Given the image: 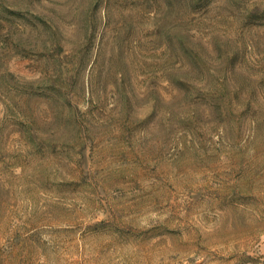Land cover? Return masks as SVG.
Listing matches in <instances>:
<instances>
[{"label": "rangeland", "instance_id": "obj_1", "mask_svg": "<svg viewBox=\"0 0 264 264\" xmlns=\"http://www.w3.org/2000/svg\"><path fill=\"white\" fill-rule=\"evenodd\" d=\"M0 264H264V0H0Z\"/></svg>", "mask_w": 264, "mask_h": 264}, {"label": "trees", "instance_id": "obj_2", "mask_svg": "<svg viewBox=\"0 0 264 264\" xmlns=\"http://www.w3.org/2000/svg\"><path fill=\"white\" fill-rule=\"evenodd\" d=\"M68 100V99H67Z\"/></svg>", "mask_w": 264, "mask_h": 264}]
</instances>
